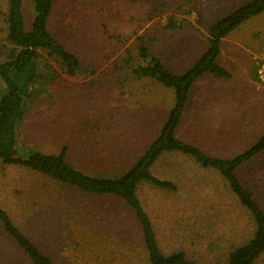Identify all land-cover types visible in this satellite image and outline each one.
Listing matches in <instances>:
<instances>
[{"label":"rangeland","instance_id":"1","mask_svg":"<svg viewBox=\"0 0 264 264\" xmlns=\"http://www.w3.org/2000/svg\"><path fill=\"white\" fill-rule=\"evenodd\" d=\"M6 1L0 0V60ZM250 1L56 0L50 29L78 55L84 71L76 77L60 71L27 101L20 144L47 153L67 148L69 162L89 173L127 168L156 137L173 101L172 90L132 76L140 38L169 69L183 73L205 50L209 27ZM24 14L29 24L32 0H25ZM170 17L179 29L167 27ZM263 42L264 13L224 40L219 63L230 77L207 74L195 84L180 139L208 154L234 157L260 137L264 81L255 71ZM153 173L178 186L172 192L144 185L138 192L162 251L183 250L197 264H228L230 252L251 236L252 222L225 182L178 155L162 157ZM240 177L264 208V154ZM82 203L90 207L80 211L84 217L77 212ZM97 204L0 159V205L53 264H145L133 218H90L87 212ZM0 264H29L1 230Z\"/></svg>","mask_w":264,"mask_h":264},{"label":"trees","instance_id":"2","mask_svg":"<svg viewBox=\"0 0 264 264\" xmlns=\"http://www.w3.org/2000/svg\"><path fill=\"white\" fill-rule=\"evenodd\" d=\"M56 0H32L33 17L28 24L24 14L25 0H7L5 43L0 60V159L3 164L26 170L53 186L77 193L86 200L98 201L87 212L90 218L100 215L128 217L141 234L145 264H197L183 250L166 254L162 251L153 221L145 209L139 189L147 185L157 190L177 191L173 181L153 173L162 157L178 155L191 159L200 168L219 175L225 186L252 222L249 239L229 254L228 264H257L264 256V208L243 183L240 172L264 154V131L247 149L234 157H218L177 136L192 86L205 74L229 78L230 73L218 64L224 39L248 20L264 13V0H251L208 29L206 48L183 73H175L155 55L140 38L131 74L136 80L155 82L173 92L172 106L156 137L145 150L120 172L89 173L69 162L68 149L59 153L28 151L19 142L18 129L27 112V101L54 82L60 71L76 77L84 71L78 55L60 42L50 29ZM167 27L176 30L181 23L170 17ZM106 202L118 203L123 209H108ZM90 207L82 203L78 213ZM84 217L83 214H80ZM0 230L29 264H53L40 248L17 226L0 205ZM132 254V253H131ZM139 255V251L137 253ZM134 256V257H133ZM140 256V255H139ZM135 254L130 257L135 259ZM142 261L141 257L139 258Z\"/></svg>","mask_w":264,"mask_h":264},{"label":"built area","instance_id":"3","mask_svg":"<svg viewBox=\"0 0 264 264\" xmlns=\"http://www.w3.org/2000/svg\"><path fill=\"white\" fill-rule=\"evenodd\" d=\"M256 77L260 81H264V42L261 45L260 52H259V58L256 65Z\"/></svg>","mask_w":264,"mask_h":264},{"label":"crops","instance_id":"4","mask_svg":"<svg viewBox=\"0 0 264 264\" xmlns=\"http://www.w3.org/2000/svg\"><path fill=\"white\" fill-rule=\"evenodd\" d=\"M226 38H227V37H226ZM226 38H225V39H226ZM225 39H224V40H225ZM223 43H224V42H223ZM222 50H223V47H222V49H221V53H222ZM221 53H220V56H221ZM220 56H219V58H220ZM219 58H218V64L221 65V63H219ZM193 63H194V62H193ZM191 65H192V64H191ZM191 65H189L187 69H189V68L191 67ZM221 66H222V65H221ZM222 67H223V66H222ZM206 75H207V74H205V75H204L203 77H201L199 80H202ZM199 80H198V81H199ZM198 81H197V82H198ZM197 82H196V83H197ZM196 83H195V84H196ZM195 84H194V85L192 86V88H191V91H190V94H189V99H188V102H187V105H186L185 111H184V113H183V116H182V118H181V122H182V119H183V117H184V115H185V112H186V110H187V107H188V105H189V100H190V97H191V95H192V93H193V90H194V86H195ZM202 100H203V99H202ZM181 122H180V124H181Z\"/></svg>","mask_w":264,"mask_h":264}]
</instances>
